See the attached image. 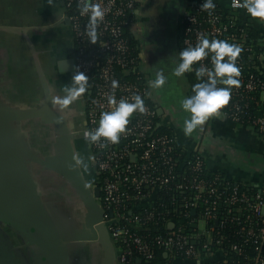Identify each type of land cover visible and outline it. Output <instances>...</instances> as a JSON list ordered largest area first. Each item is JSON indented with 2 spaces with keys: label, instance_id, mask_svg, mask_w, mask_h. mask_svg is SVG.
<instances>
[{
  "label": "built area",
  "instance_id": "built-area-1",
  "mask_svg": "<svg viewBox=\"0 0 264 264\" xmlns=\"http://www.w3.org/2000/svg\"><path fill=\"white\" fill-rule=\"evenodd\" d=\"M63 1L74 72L78 65L89 77L86 132L113 107L109 95L131 100L138 93L145 102V112L133 113L118 143H90L100 189L95 198L118 264H264V187L211 169L161 123L133 42L140 0H93L105 11L95 44L86 35L82 0ZM202 3L192 0L184 13L183 46H194L203 33L242 47L236 61L241 84L220 115L264 137V22L233 7V0H214L211 14ZM200 64L211 67L210 58L191 71ZM113 80L119 82L114 90Z\"/></svg>",
  "mask_w": 264,
  "mask_h": 264
},
{
  "label": "crops",
  "instance_id": "crops-1",
  "mask_svg": "<svg viewBox=\"0 0 264 264\" xmlns=\"http://www.w3.org/2000/svg\"><path fill=\"white\" fill-rule=\"evenodd\" d=\"M172 3L140 0L137 22L132 27L133 42L143 57L149 85L156 71L163 70L167 76L162 87L150 85L162 125L176 134L179 146L187 153H201L211 169L264 187V137L254 129L219 115L210 117L191 135L184 134L182 125L188 114L182 110L181 100L192 93L198 79L192 71L182 77L172 74L178 54L167 47V38L159 31ZM66 13L63 0H0V127L38 184L40 199L65 241L66 264H118L115 243L93 225L91 214L98 213L97 205L91 210V203L83 200L67 177L32 159L64 158L69 153L75 162L80 161L79 150L87 141L90 91L62 109L53 103L55 96L64 94L62 89L71 84L74 73V67L68 69L72 67L74 45ZM183 48L182 42L178 49ZM32 112H37L36 116H31ZM43 181L65 184L66 191L59 197L76 207L63 206L62 199L61 204L56 199L50 201L55 189L52 184L42 187ZM3 213L0 228L6 231L15 253L11 264H45L30 232L18 228L24 227L21 220L9 210ZM9 228L16 232L9 234Z\"/></svg>",
  "mask_w": 264,
  "mask_h": 264
},
{
  "label": "clouds",
  "instance_id": "clouds-1",
  "mask_svg": "<svg viewBox=\"0 0 264 264\" xmlns=\"http://www.w3.org/2000/svg\"><path fill=\"white\" fill-rule=\"evenodd\" d=\"M215 7L214 0H203L200 5L201 9L209 10L210 14ZM233 7L243 8L250 17L264 22V0H233ZM79 11L81 15H88L86 35L90 42L95 44L99 38L98 25L103 21L105 11L100 3H94L93 0H82ZM241 52L240 45L230 43L225 39H210L207 34L203 33L198 35L194 46L184 47L179 51L178 59L175 60L172 68V74L176 77L184 76L192 70L196 62L206 57H209L211 61V67L200 64L195 69L198 82L192 85V93L181 100V108L188 114L182 125L186 136L191 135L210 117L219 116L220 110L229 103L233 87L238 88L241 84L239 79L241 69L236 63ZM63 63L66 65L67 61ZM166 80L167 76L164 71L158 70L155 78L150 81V85L158 89L166 83ZM71 81L70 85L63 87V95L53 98L54 105L61 109L70 106L88 91L89 77L79 70L78 65ZM118 84L117 80H113L112 89H116ZM108 103L113 106L111 110L102 111L97 126L85 133L89 143H118L121 138L120 134L126 130L133 113L145 112L144 99L138 93L133 95L131 100L117 99L114 94H111L108 96Z\"/></svg>",
  "mask_w": 264,
  "mask_h": 264
},
{
  "label": "water",
  "instance_id": "water-1",
  "mask_svg": "<svg viewBox=\"0 0 264 264\" xmlns=\"http://www.w3.org/2000/svg\"><path fill=\"white\" fill-rule=\"evenodd\" d=\"M71 64L72 67L68 69L73 70V59ZM36 113L32 112L31 116H36ZM32 159L67 177L83 200L91 203V210L96 209L97 205L100 218L93 225L101 228L110 237L106 225L102 222L101 207L95 198L100 194V189L96 187V195L93 194V199L89 196L72 154L68 153L64 158L50 156L40 159L32 156ZM37 185L26 163L14 150L13 144L8 141L0 127V217L5 218L3 212L9 210L21 220L24 227L18 228L30 232L33 243L38 246L45 264H66L65 241L40 199Z\"/></svg>",
  "mask_w": 264,
  "mask_h": 264
},
{
  "label": "flooded vegetation",
  "instance_id": "flooded-vegetation-1",
  "mask_svg": "<svg viewBox=\"0 0 264 264\" xmlns=\"http://www.w3.org/2000/svg\"><path fill=\"white\" fill-rule=\"evenodd\" d=\"M187 1L188 0H173L172 5L167 10L166 23L162 21V24L159 28L160 33L162 32V34L167 38V47H170V49L176 54L179 53L178 48L182 45V34L180 32L179 27L181 23V17H183L185 10L189 4ZM79 159L80 161H76V163L78 171L80 173V177L83 180L85 186L87 187L89 196L93 199V194L95 195L94 190L98 186L99 181L97 178V167L93 161V153L88 138L86 143H84V146L82 147L81 151L79 150ZM41 185L45 188L51 185V187L55 189V196L49 198L50 201H54V199H56L57 201L55 200V202L59 204L63 202V206L65 204L68 205L70 208L76 207V205L73 204L72 201L59 197L64 191H66V187L63 186L65 184L55 185L51 182L49 185L47 181H43ZM48 192L49 190L46 189L47 194ZM43 193H45V190H43ZM56 195H58V197ZM59 199H62L64 201L60 202ZM91 216L94 222H97L100 218L99 213L91 214ZM8 230L13 231V234L14 232H16L15 229L9 228ZM5 232L6 231L0 228V264H11L10 259L13 258L15 253L11 250L12 245L11 243L9 244L7 234ZM10 239L12 240V238ZM7 248H9V251H7Z\"/></svg>",
  "mask_w": 264,
  "mask_h": 264
},
{
  "label": "rangeland",
  "instance_id": "rangeland-1",
  "mask_svg": "<svg viewBox=\"0 0 264 264\" xmlns=\"http://www.w3.org/2000/svg\"><path fill=\"white\" fill-rule=\"evenodd\" d=\"M7 230H8V229H7ZM7 232H8L9 234L13 233V231H10V230H9V231H7ZM12 237H13V236H12Z\"/></svg>",
  "mask_w": 264,
  "mask_h": 264
}]
</instances>
